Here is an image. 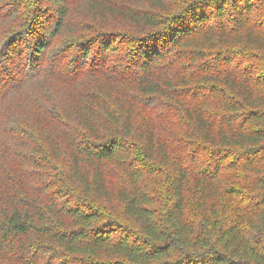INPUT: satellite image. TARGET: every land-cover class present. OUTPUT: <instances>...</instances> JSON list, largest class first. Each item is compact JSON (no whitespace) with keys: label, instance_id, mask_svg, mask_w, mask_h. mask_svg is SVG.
<instances>
[{"label":"trees","instance_id":"16d2710c","mask_svg":"<svg viewBox=\"0 0 264 264\" xmlns=\"http://www.w3.org/2000/svg\"><path fill=\"white\" fill-rule=\"evenodd\" d=\"M34 1L12 55L41 62L60 34L93 29L75 11L143 34L85 44L82 71L102 66L91 92L14 140L0 264H264V0ZM160 115L181 122L178 149ZM72 188L117 202L138 231L105 222Z\"/></svg>","mask_w":264,"mask_h":264},{"label":"rangeland","instance_id":"374dc122","mask_svg":"<svg viewBox=\"0 0 264 264\" xmlns=\"http://www.w3.org/2000/svg\"><path fill=\"white\" fill-rule=\"evenodd\" d=\"M92 1L110 3L113 0H71L76 9L81 8L83 2ZM36 6L34 0H13L10 7H0V178L5 176L3 165L6 157L14 152V140L18 137L38 136L36 115L48 116L47 119L53 117V121H59L62 103L66 99L77 96V93L87 95L91 92L95 82L93 76L102 66L89 63L86 71H82L79 50L92 40H97L102 32H117L134 37L143 34L118 19L86 16L87 11L83 14L74 10V23H90L93 29L60 34L48 47L46 57L41 62L31 60L32 57L28 55L10 54L13 43L28 38ZM159 117L158 132L166 135L172 141V147L178 149L181 122L174 115ZM54 168L58 170L62 166L55 163ZM57 170L53 171L54 177L57 176ZM71 190L76 194L79 204L95 206L105 222L128 225L138 231L134 224L125 219L122 207L117 202L93 203L78 189Z\"/></svg>","mask_w":264,"mask_h":264}]
</instances>
